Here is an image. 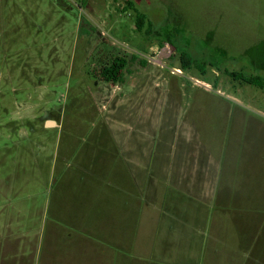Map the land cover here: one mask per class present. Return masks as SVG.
Listing matches in <instances>:
<instances>
[{
	"label": "rangeland",
	"instance_id": "1",
	"mask_svg": "<svg viewBox=\"0 0 264 264\" xmlns=\"http://www.w3.org/2000/svg\"><path fill=\"white\" fill-rule=\"evenodd\" d=\"M129 1L172 46L137 29L127 0H0V178L37 194L53 182L58 140L64 150L118 122L150 124L161 143L182 128L226 172L264 164V89L222 72L264 77V0ZM181 52L206 62V77L183 71ZM118 55L139 58L123 85L95 77Z\"/></svg>",
	"mask_w": 264,
	"mask_h": 264
},
{
	"label": "crops",
	"instance_id": "2",
	"mask_svg": "<svg viewBox=\"0 0 264 264\" xmlns=\"http://www.w3.org/2000/svg\"><path fill=\"white\" fill-rule=\"evenodd\" d=\"M124 124L58 140L37 194L0 178V264H264V164L226 172L182 128Z\"/></svg>",
	"mask_w": 264,
	"mask_h": 264
},
{
	"label": "trees",
	"instance_id": "3",
	"mask_svg": "<svg viewBox=\"0 0 264 264\" xmlns=\"http://www.w3.org/2000/svg\"><path fill=\"white\" fill-rule=\"evenodd\" d=\"M130 8L136 13V27L139 31H145L147 35L155 37L160 43L167 42L172 46V40L174 35L170 30H156L151 21L147 19V16L140 12L134 5L133 2L127 0ZM147 27L145 28V26ZM137 56H132L129 58L125 56H114L110 57L106 62H104L99 68L94 71L95 77L101 81L113 84V85H123L126 80V74L128 72V67L130 61L138 60ZM180 67L183 71H198L202 77H206L208 72V64L206 62H198L187 52H181L179 55ZM145 67L147 62H141ZM212 67V65H210ZM223 74L230 77L233 81L243 82L250 86L256 87L258 89H264V77L254 75L246 76L242 72L230 71L228 69L222 70Z\"/></svg>",
	"mask_w": 264,
	"mask_h": 264
},
{
	"label": "water",
	"instance_id": "4",
	"mask_svg": "<svg viewBox=\"0 0 264 264\" xmlns=\"http://www.w3.org/2000/svg\"><path fill=\"white\" fill-rule=\"evenodd\" d=\"M55 122L54 121H47L46 126H54Z\"/></svg>",
	"mask_w": 264,
	"mask_h": 264
}]
</instances>
